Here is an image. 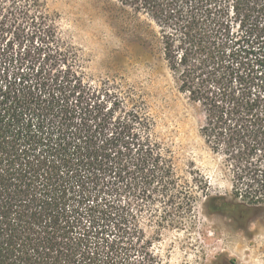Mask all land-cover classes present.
Instances as JSON below:
<instances>
[{"label":"trees","instance_id":"16d2710c","mask_svg":"<svg viewBox=\"0 0 264 264\" xmlns=\"http://www.w3.org/2000/svg\"><path fill=\"white\" fill-rule=\"evenodd\" d=\"M117 1L159 27L201 138L230 168L234 200L209 210L263 211L264 0ZM152 131L118 88L88 79L40 0H0V264H126L139 201L190 193ZM151 247L140 264H155Z\"/></svg>","mask_w":264,"mask_h":264},{"label":"rangeland","instance_id":"374dc122","mask_svg":"<svg viewBox=\"0 0 264 264\" xmlns=\"http://www.w3.org/2000/svg\"><path fill=\"white\" fill-rule=\"evenodd\" d=\"M40 2L56 21L62 42L78 52L88 79L118 88L129 107L137 104L147 113L154 139L172 160L175 191L190 192L173 193L172 203L159 193L139 201L143 237L138 252L129 246L126 264L141 263L148 239L155 264H264V210L242 214L208 208L213 197L234 200L232 174L201 138L203 116L179 93L156 23L117 0ZM165 204L170 214L163 222Z\"/></svg>","mask_w":264,"mask_h":264}]
</instances>
